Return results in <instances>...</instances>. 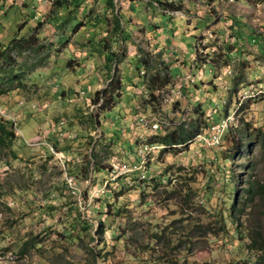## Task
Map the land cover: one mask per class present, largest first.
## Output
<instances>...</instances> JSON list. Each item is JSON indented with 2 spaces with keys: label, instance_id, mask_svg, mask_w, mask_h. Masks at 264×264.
Instances as JSON below:
<instances>
[{
  "label": "rangeland",
  "instance_id": "obj_1",
  "mask_svg": "<svg viewBox=\"0 0 264 264\" xmlns=\"http://www.w3.org/2000/svg\"><path fill=\"white\" fill-rule=\"evenodd\" d=\"M59 3L0 0V106L26 139L0 142V264H90V246L100 247L95 264H239L237 230L214 215L230 174L236 195L264 184V0ZM112 77L117 96L101 107L96 90ZM138 113L199 131L186 147L137 153L159 131ZM222 118L215 150L199 137ZM238 138L247 146L223 167ZM140 156L155 177L131 184ZM245 201L242 226L264 230V195ZM79 214L87 229L73 222Z\"/></svg>",
  "mask_w": 264,
  "mask_h": 264
},
{
  "label": "trees",
  "instance_id": "obj_2",
  "mask_svg": "<svg viewBox=\"0 0 264 264\" xmlns=\"http://www.w3.org/2000/svg\"><path fill=\"white\" fill-rule=\"evenodd\" d=\"M58 0H54V6H58L60 5L59 2H64L65 0H59V2H57ZM173 2V1H171ZM107 5L109 6H113L114 5V0H106ZM168 4L172 7H175V5L173 3L168 2ZM178 8V7H176ZM76 25H78V22L76 23ZM75 25V27H76ZM116 27V26H115ZM122 33V32H121ZM237 34L239 36L242 35V32L240 30H237ZM123 37V36H122ZM111 53L108 52L107 55V59H111ZM146 62V61H145ZM12 78V77H10ZM152 78L156 79L155 81H157V79H161L159 72H156L154 74H152ZM168 81V79L166 80ZM120 85V82L117 78H111L110 82H108V84L105 87H102L100 90H96V93L98 94V92H100L101 94V98L103 102H100L99 105H101V107L108 105L112 99L114 97L117 96V94L115 93L116 89H118ZM3 89L0 88V92ZM98 96H96L93 100H95V102L97 101ZM226 109V108H225ZM223 108V112L226 114L227 110H225ZM202 119L204 120V122L206 121V119L203 118L202 115ZM5 122H8L6 120H4ZM220 120H217V122H219ZM5 122L3 123L0 120V142L3 144L7 139L11 138L12 135L15 137L14 135V130L9 126L7 128H5ZM213 123V122H212ZM9 124V123H8ZM12 126V124H11ZM206 126L208 127L209 124H206ZM198 127L196 123H193L192 126L188 129L185 128L183 125H177L175 128L169 129V130H159L156 134H154L153 136H150L148 138V142L149 143H161L163 144V147L160 148V152H164L167 150H174L179 146H187L188 142H190L193 138V136L196 134V132H198ZM224 133H222V135L220 136L219 139V145L222 144L223 138L225 137L223 135ZM240 136H242V134H240ZM242 138H238L234 140V142H232V144L225 148L222 152V159H223V167L229 166L228 164V160L231 159L233 157V159L235 158L233 155L236 152H241L246 146H247V141H242ZM217 145L213 144L210 145V147L214 148L215 150ZM149 160L150 157L148 156L147 159H145L144 163L142 164V168H139L138 170H136L133 174H127V177H130L131 175H134L131 181V184L135 183L137 185L144 183L143 181L147 180L148 175L150 174L151 177H155L154 175H152V173H150L149 171ZM137 161H140V158H137ZM102 168L99 167H95V170H101ZM104 170V169H103ZM102 170V172L104 173V171ZM229 180L226 183L227 186V191L229 193H227L225 201L227 202V204H225L223 207L220 208V210H215V215L214 217L216 218V222H218L220 224V226L226 230H230L229 228L227 229L226 225V220H229L231 225H233V230L236 229L238 232V240H239V247L242 250V254L240 256V258L242 259V261L239 264H264V230L263 227H248V226H242L243 222L240 218V215L243 214V206H246V201L245 199L249 198V199H253L255 196H262L264 195V184L262 182H260L259 180H250V182L248 183V185L244 188L243 192L239 193L238 195H236V186L235 183L232 184L233 180L235 179L234 175H229L228 176ZM227 178V179H228ZM170 180V178H168V181ZM161 181V180H158ZM112 199H115V197H112ZM229 202V204H228ZM112 202L106 200L105 203L101 204L99 206V211L102 212L101 207H105V206H109L111 205ZM115 203V202H113ZM113 206L114 211H119L120 207L119 205H117L116 203ZM78 209V208H77ZM214 212V211H213ZM212 212V213H213ZM80 214L78 215V219L74 220V223H81V228L82 229H87L88 225H90V222L86 219V218H81L79 217ZM107 218H103V219H99L98 224L100 225V227L98 228V232H104L105 230V222H106ZM241 220V221H240ZM240 221V222H239ZM201 222V221H200ZM200 222H196L194 224V228L191 232L196 230V227L198 226V224ZM225 230V231H226ZM204 233L207 231V228L202 230ZM65 233H67V231L65 230ZM75 234H72L69 231L68 236L69 237H74ZM79 235V234H77ZM80 236V235H79ZM29 242V240H26L25 242H23L21 244V248L20 250L23 251L25 249V247L27 246V243ZM100 249V247H95V246H90L89 250L92 253V262L90 264H95V258L97 256V254L99 253L98 250ZM244 252V254H243ZM204 264H210L209 262H205Z\"/></svg>",
  "mask_w": 264,
  "mask_h": 264
},
{
  "label": "built area",
  "instance_id": "obj_3",
  "mask_svg": "<svg viewBox=\"0 0 264 264\" xmlns=\"http://www.w3.org/2000/svg\"><path fill=\"white\" fill-rule=\"evenodd\" d=\"M163 10L169 11L167 9H163ZM169 12H172V11H169ZM194 49H195V54L192 56V61L195 60V58H197V56L199 54H201V52H202V49L199 47V44L197 42L194 45ZM185 79H191V78L186 75ZM0 119L6 120V121L12 123L14 133L17 136L22 137L23 138L22 140L26 142V139L24 138V135L21 132V129L18 125V118L15 114H10L8 112V108L5 109V108H2L0 106ZM137 119H138V123L140 124V126L143 127L145 130L149 131L151 134L156 133L158 130L163 129V128L167 127L168 125L174 124V122H175V120H172V119L164 120V118H160L158 116L147 117V116L143 115L142 113L137 114ZM169 120H171V122H169ZM227 123H228V119L222 118L219 122L214 123L209 127V134L210 135L207 136V138L204 139L203 136H200L199 139H203L206 143L207 142L210 143L209 145H213V144L218 145L221 133H223V131L226 129ZM203 140H202V142L204 143ZM147 145H149V148L155 147L154 145H152V143H148V141H146V138H144V137L140 138V141L138 142V144L136 146L137 153H138V151H143V150L147 149ZM50 149H52V145H50ZM140 158H141V156H140ZM144 161H145V158L142 156V158L140 159V162L138 164L139 168H141Z\"/></svg>",
  "mask_w": 264,
  "mask_h": 264
}]
</instances>
